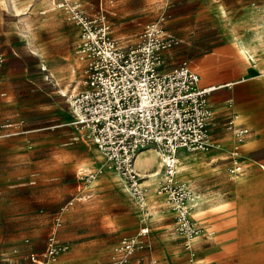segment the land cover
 <instances>
[{
  "label": "crops",
  "instance_id": "1",
  "mask_svg": "<svg viewBox=\"0 0 264 264\" xmlns=\"http://www.w3.org/2000/svg\"><path fill=\"white\" fill-rule=\"evenodd\" d=\"M185 3L191 6L188 13L174 17L172 30L182 42L173 52L188 60L199 75V85L212 86L206 96L211 147L201 152L186 150L185 156L178 155L177 163L178 181L191 195H198L194 205L188 203L191 218L203 230L194 244L201 264H264V0H185ZM52 4L51 0H0V36L25 37L30 50L35 47L46 58L62 59L61 68L66 72L61 73V78L72 81V67L79 66L76 49L80 28L68 9ZM41 29L50 33V39L43 45L37 44L36 38ZM127 31L120 29L117 37L128 35ZM0 53H5L0 69V84L5 89L27 75L18 46H11V52L7 49ZM44 70L45 74L49 71L46 66ZM0 93L1 119L5 115L3 94L9 92ZM68 121L57 125L69 126ZM240 129L246 131L241 133ZM19 147V136L2 139L0 156L19 155ZM88 150L94 151L83 141H70L58 158L63 160L66 170L83 178L78 172L90 157ZM234 161L239 169H235ZM158 163H151L145 170L135 166L145 177L157 172L146 177H152L156 189L162 176L161 162ZM159 172L161 176L157 179ZM104 180L94 189L85 190L84 186L82 192L86 191L88 202L65 209L58 234L70 246L61 242L63 251L54 264H71L75 258L84 260L88 253L104 264L108 260L106 247L122 234L136 231L140 218L132 214L137 210L135 203L123 208L99 201ZM71 187L81 189L80 184ZM150 195L148 200L152 202L148 207L158 216L150 226L160 229L152 233L155 242L167 243L173 251L182 253L169 232L175 209L166 202L165 195ZM85 208L94 214L81 221L78 213ZM82 222L86 226L80 230ZM90 226L97 230H86ZM210 231L212 234L208 235ZM104 236L110 238L109 244L102 240Z\"/></svg>",
  "mask_w": 264,
  "mask_h": 264
},
{
  "label": "rangeland",
  "instance_id": "2",
  "mask_svg": "<svg viewBox=\"0 0 264 264\" xmlns=\"http://www.w3.org/2000/svg\"><path fill=\"white\" fill-rule=\"evenodd\" d=\"M75 1L79 2L80 9L88 14L103 10L112 24L113 36L117 37L120 29L128 30V35L120 38L123 43L130 44L137 41L140 33L147 25L156 24L162 27L179 40L177 45L163 53L164 68H172L183 60L188 61L179 52H173V49L182 42L172 30L174 17L179 13L187 14L191 8L185 3V0ZM54 4L52 5L58 8ZM48 34L50 33L41 29L36 37L38 39L37 44L43 45L44 41L50 39ZM11 46H18L20 62L24 66L27 76L19 81L14 80L5 86V89H3L4 85L0 84L2 86L0 91L8 90L9 92L3 94L5 98L2 102L5 115L0 119V125L12 123V126L4 127L1 132L16 131L14 134L1 136L0 140L19 136L21 153L9 157L0 156V264H36L30 259V252H34L39 258L47 260L49 256L46 254V250L49 237L55 235L57 239L59 238L60 248L55 259L49 260L54 264L65 244L68 243L70 246V242L63 240L58 234L62 228L61 220L65 209L78 202H88L89 198L87 195L85 196L86 191L83 190L82 192V189L84 186L85 190L94 189L99 185L102 178L105 180L103 191L99 192V201L105 204L116 203L123 208H129L135 203L137 210L132 214H137L140 218L134 233L122 234L110 244L109 237H102V240L109 244L106 247L108 260L104 264H110L115 245L124 237L137 236L142 226L149 228L144 237L147 246L136 251L128 264H132L133 261L136 264L139 258L142 264H201L194 244L195 239L193 242L191 241V249L184 246V239L175 229V218L169 232L175 237V242L180 245L182 253L173 251L167 243L155 242L152 236L153 232L155 233L160 229L155 230L150 226L154 224L152 222L158 216L149 209L148 205L152 201L148 200V197L150 194V196L157 194V192L155 183L150 180L152 177L149 179L146 177L155 175L157 172L148 173L145 178L141 179L144 198L147 203L144 208H141L140 202H136V199L127 191L119 172L117 173L114 166L107 161L101 151L85 138L83 132L73 123L67 96L61 93L65 89L64 92L67 94L66 91L77 85L79 78L81 80V64L75 68L72 81L69 79L62 80L61 73L66 72L61 68L62 59L46 58L45 54L38 52L35 47H31L32 50H30L25 37L19 39L17 36H0V52L3 53L7 49L11 52ZM4 56L5 53L2 54L3 60L0 63V69L5 61ZM43 65L49 69L48 73L53 75L52 81L45 77L46 71L42 68ZM47 93L51 96H48ZM0 95L2 96L1 93ZM67 120H69V126L57 125ZM70 141H83L94 150H88L87 155L90 157L81 166L83 168L80 170V174H83V178H77L72 171L66 170L65 164L62 163L63 160L58 158L63 155L61 153L62 148ZM187 153L186 150L178 151L179 156H185ZM96 155H99V158ZM158 162H160L159 158L149 146L141 148L135 157V166L138 170L148 169L151 163L156 164ZM182 164L185 165L186 162ZM177 170L178 164L175 180L182 184L178 181ZM141 174L145 176L144 173ZM160 174L161 172L155 177L160 178ZM160 180H163V175ZM74 184H80V191L71 187ZM85 209V211L78 213L81 216V221L83 217L87 218V216L90 217L94 214L89 208ZM119 214L120 212H118ZM121 214L125 215V213ZM84 226L86 224L82 222L80 230L84 229ZM91 228L90 226L86 230H97V228ZM202 231L201 228L200 233ZM211 234L212 232L208 233V235ZM86 256L87 258H83L84 260L73 259L71 264L101 263L100 260L91 258L92 253H88Z\"/></svg>",
  "mask_w": 264,
  "mask_h": 264
},
{
  "label": "built area",
  "instance_id": "3",
  "mask_svg": "<svg viewBox=\"0 0 264 264\" xmlns=\"http://www.w3.org/2000/svg\"><path fill=\"white\" fill-rule=\"evenodd\" d=\"M64 2L59 6L68 9L80 28L76 55L81 80L67 94L62 92L73 123L116 168L136 202L144 199V191L142 177L134 167L135 157L146 146L157 152L163 180L156 192L165 195L175 209V229L184 246L191 249L201 228L189 214L191 192L175 180L176 165L180 149L201 152L211 147L206 96L212 86L199 85L198 73L186 60L164 68L163 53L179 40L162 27L147 25L137 41L123 43L113 36L103 10L88 14L79 2ZM2 60L0 53V63ZM45 77L50 80L52 75L47 72ZM11 124L0 125V137L16 132H1ZM148 231L142 226L137 236L122 238L112 250L110 264H128L136 251L147 246L144 237ZM59 248V240L51 235L47 260L34 252L29 256L36 264H53L49 260L55 259ZM136 264H142L140 258Z\"/></svg>",
  "mask_w": 264,
  "mask_h": 264
},
{
  "label": "bare ground",
  "instance_id": "4",
  "mask_svg": "<svg viewBox=\"0 0 264 264\" xmlns=\"http://www.w3.org/2000/svg\"><path fill=\"white\" fill-rule=\"evenodd\" d=\"M51 1H53V3H55L57 6H59V5H61L62 4V2L65 4V0L64 1H55V0H51ZM67 1H74L75 2V4L76 3H78L77 1H75V0H67ZM73 2V3H74ZM75 68H76V66L75 67H73V71L75 72ZM43 69H45V66L43 65ZM61 90H62V88H61ZM60 90V91H61ZM65 90V89H64ZM64 90H62V92H64ZM62 94V93H61ZM153 166V165H152ZM134 167H135V160H134ZM115 168V167H114ZM136 169V168H135ZM115 170H116V168H115ZM117 171V170H116ZM79 174H80V168H79ZM139 174L141 175V177L143 178V177H145V176H142V174L139 172ZM146 188V187H145ZM198 197V195L196 194V193H193L192 195H191V197H190V199L188 200V203L190 204V205H194L195 204V202H196V198ZM156 200V199H155ZM140 202V201H139ZM140 204H141V208H144L145 206H146V201H145V198L140 202ZM210 232H212V231H210Z\"/></svg>",
  "mask_w": 264,
  "mask_h": 264
}]
</instances>
